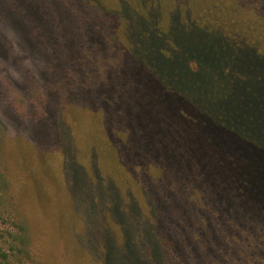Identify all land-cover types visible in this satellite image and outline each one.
Masks as SVG:
<instances>
[{
  "label": "trees",
  "instance_id": "trees-1",
  "mask_svg": "<svg viewBox=\"0 0 264 264\" xmlns=\"http://www.w3.org/2000/svg\"><path fill=\"white\" fill-rule=\"evenodd\" d=\"M220 2L5 0L38 35L30 103L101 264H264V37Z\"/></svg>",
  "mask_w": 264,
  "mask_h": 264
},
{
  "label": "rangeland",
  "instance_id": "rangeland-1",
  "mask_svg": "<svg viewBox=\"0 0 264 264\" xmlns=\"http://www.w3.org/2000/svg\"><path fill=\"white\" fill-rule=\"evenodd\" d=\"M263 1L234 0L233 11L223 2L218 6L223 15L244 11L252 17L251 33L264 37ZM37 38L0 0V264H101L104 246L93 230L98 220H90L81 201L74 212L62 201L53 173L58 136L49 139L30 103L28 89L40 83L30 64L42 62L32 48L39 46ZM67 143L77 146L73 139ZM92 162L87 155L83 159L90 180Z\"/></svg>",
  "mask_w": 264,
  "mask_h": 264
}]
</instances>
